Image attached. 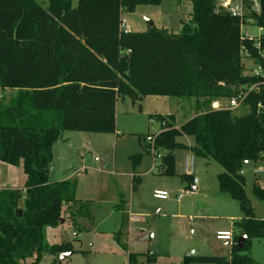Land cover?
Masks as SVG:
<instances>
[{
	"label": "trees",
	"instance_id": "obj_1",
	"mask_svg": "<svg viewBox=\"0 0 264 264\" xmlns=\"http://www.w3.org/2000/svg\"><path fill=\"white\" fill-rule=\"evenodd\" d=\"M73 1L48 0L44 7L39 0H0V89L16 91L10 103L0 101V159L22 164L27 177L23 189H0V264H42L45 252L57 258L74 253L71 241L45 240L47 226L57 227L65 216L74 219L73 206L83 203L76 179L51 180L53 147L65 131L116 133L118 102L147 96L193 103V117L180 127L175 115H152L159 130L138 135L151 156L147 137L154 136L159 174H176L175 152L189 148L179 139L193 137L190 150L221 165L220 193L237 200L243 213L234 222L229 256L187 254L182 264H260L252 241L264 242V219L256 217L241 172L247 161L264 159V38L259 47L243 39L242 18L217 10V0H191L179 34L155 25L146 32L121 31L123 9L134 12L141 3L156 6L162 0H78L76 6ZM259 1L261 12L248 3L243 21L253 18L264 29V0ZM246 61L255 67L250 74ZM258 65L261 76L254 74ZM255 84L244 102L247 114L212 108L214 101L226 104ZM143 156H130L134 167ZM190 177L182 176L188 186ZM261 183L254 180L253 193L264 202ZM155 260L128 256V264Z\"/></svg>",
	"mask_w": 264,
	"mask_h": 264
},
{
	"label": "rangeland",
	"instance_id": "obj_2",
	"mask_svg": "<svg viewBox=\"0 0 264 264\" xmlns=\"http://www.w3.org/2000/svg\"><path fill=\"white\" fill-rule=\"evenodd\" d=\"M44 7L48 0H39ZM74 6L78 0L73 1ZM191 0H162L160 5L139 4L134 12L124 11L132 32H146L149 21L159 29L179 34L182 20L192 12ZM245 29L258 34L254 26ZM246 74L255 67L246 61ZM16 91L0 89V101L10 103ZM142 106V109H141ZM193 103L175 97L147 96L134 102L131 98L119 101L117 130L119 135L65 131L62 133L55 158L50 165V178L61 181L77 170L86 160L88 168L78 174L77 197L82 204L73 206L74 219L62 218L57 227L45 228L49 245L71 241L74 253L65 259L45 252L42 264H128L129 253L140 254V261L156 254L151 264H181L186 254L229 256L226 241L218 239L219 230H232L231 220H237L242 210L237 200L220 193L218 174L221 165L204 158H195V174L200 183L195 192L183 181L185 157L190 151L176 152V174H159L161 159L143 152L138 135L156 132L160 125L152 115H175L176 125H182L193 115ZM249 112L247 106L236 109L238 116ZM67 138H69L67 140ZM194 144V138L179 139ZM71 147V148H70ZM54 153V152H53ZM143 153V161L136 172L142 184L133 190V164L130 156ZM85 156V159H84ZM96 158L99 159L96 160ZM112 165L114 172L104 168ZM110 165V166H111ZM264 168V159L245 166L247 196L255 208L256 216L264 218V202L253 193L255 179L263 176L253 173L254 167ZM23 165H12L0 159V189H23L26 183ZM157 190L166 191L169 198L154 196ZM186 191H189L187 193ZM217 191V192H216ZM184 193L183 198L177 196ZM124 194L126 202H122ZM69 205L63 206L64 212ZM136 216L131 220V216ZM192 220V221H191ZM255 260L264 264V242L252 241ZM30 264V260L26 263Z\"/></svg>",
	"mask_w": 264,
	"mask_h": 264
},
{
	"label": "built area",
	"instance_id": "obj_3",
	"mask_svg": "<svg viewBox=\"0 0 264 264\" xmlns=\"http://www.w3.org/2000/svg\"><path fill=\"white\" fill-rule=\"evenodd\" d=\"M251 4L250 9L256 13L261 12V5L259 0H217V10L224 9L229 11L234 16H239L242 18V37L243 39H248L255 41V46L259 47V40L264 38V29L256 24L255 19L248 18L246 21H243L245 14L247 13V4ZM124 12V9H123ZM254 26L258 29L259 33L254 34L251 33L249 30L245 29L246 27ZM121 31L124 33H130L131 30L129 28L127 20L122 16L121 24H120ZM263 72V69L261 66H256V69L254 70V74L256 76H261ZM257 84L248 86L245 89L241 90V92L231 98L226 104H224L221 101H214L212 103L213 109H231L236 110L240 108L242 105H244L245 99L249 95V93L256 89ZM147 141L151 143L152 147V153L155 155L154 157L161 159V154L156 152V149L154 147V136H148ZM250 165V164H249ZM186 171L189 175L194 174V157H188L186 161ZM242 174H245V170L241 172ZM253 173L258 176H263L264 179V168L261 167H254ZM193 183H198V178L193 177ZM261 188L264 190V180L261 183ZM189 193V191H186ZM154 196L159 199H167L169 197L168 193L165 191H156ZM184 196V194H181L178 199H181ZM136 216H131V220L135 219ZM218 239L224 240V241H232L233 240V233L230 231L226 232H219L217 235Z\"/></svg>",
	"mask_w": 264,
	"mask_h": 264
},
{
	"label": "crops",
	"instance_id": "obj_4",
	"mask_svg": "<svg viewBox=\"0 0 264 264\" xmlns=\"http://www.w3.org/2000/svg\"><path fill=\"white\" fill-rule=\"evenodd\" d=\"M148 29H150V27L148 28ZM157 97H159V96H157ZM120 101H124V100H120ZM118 109H119V102H118V105H117V119H118ZM191 117H193V115L191 116ZM117 123H118V121H117ZM181 125H179V126H177L176 125V127H180ZM160 128V127H159ZM159 130V129H158ZM157 130V131H158ZM156 131V132H157ZM116 134L117 135H119V131L117 130V128H116ZM69 138H67V140H68ZM180 139H183V137L182 138H180ZM59 141H60V139L56 142V144L54 145V147H53V152H54V158H55V153H56V148L58 147V144H59ZM180 141V140H179ZM180 142H182V143H184L183 141H180ZM184 144H186L189 148L188 149H183V150H186V151H190V154L194 157V154H193V152H192V150H190V147H192L194 144H187V143H184ZM71 148V147H70ZM178 151V150H177ZM176 151V152H177ZM176 152H175V156H176ZM148 155V154H147ZM150 156V155H149ZM192 156H190L189 154H187L186 155V157H185V161H184V164H185V175H189L188 173H187V171H186V161H187V158L188 157H192ZM84 159H85V156H84ZM54 160V159H53ZM96 160H98L99 161V159L98 158H96ZM142 161H143V159H142ZM142 161H141V163H142ZM141 163L139 164V165H137L136 167H134V165H133V174H131L132 175V177H133V190L134 191H138L139 190V188H140V186H141V184H142V180H141V175L138 173V172H136V169H137V167H139L140 165H141ZM133 164V163H132ZM111 165V164H110ZM106 166L104 169L106 170V171H108V172H114L112 169V165L111 166ZM88 168V166H87V164H86V160H84L83 162H82V164H81V166L77 169V170H75V171H73V172H71L69 175H67L64 179H62L61 181H64V180H68V179H76L77 180V185H78V174L80 173V171H83V170H86ZM189 176H191L190 178H191V184L188 186H186L187 188H192L194 191H195V187H197V186H195V185H198L199 183H200V179H199V177H197L196 176V174H195V158H194V174L193 175H189ZM193 177H197L198 178V183L197 184H194L193 183ZM52 181H54L55 182V180H53V179H51ZM136 184V185H135ZM77 190H78V187H77ZM199 190V188L197 187V191ZM157 191H161V190H157ZM197 191H195V192H197ZM166 192V191H165ZM217 192V191H216ZM182 194H184V193H182ZM169 195V194H168ZM181 195V194H180ZM179 195V196H180ZM179 196H177V197H179ZM121 197H122V202L123 203H125L126 202V199H125V196H124V194H121ZM78 198V197H77ZM169 198V197H168ZM167 198V199H168ZM183 198V197H182ZM79 199V198H78ZM162 200H166V199H162ZM242 216H243V214L241 215V216H239L238 217V219H241L242 218ZM256 217H258V218H260V219H264V218H262V217H259V216H256ZM237 219V220H238ZM192 221V220H191ZM236 220L235 219H232L231 220V227H232V230H219L218 231V233L219 232H226V231H230V232H232L233 233V236H234V222H235ZM218 233H217V235H218ZM227 243H226V245L229 247V250H230V252H229V255L231 254V252H232V250H231V243H232V241H226ZM187 255V254H186ZM150 256H156V258H157V255L156 254H152V255H150ZM69 257V256H68ZM67 258V257H66ZM142 263H144V262H142ZM181 264H182V262H181Z\"/></svg>",
	"mask_w": 264,
	"mask_h": 264
},
{
	"label": "water",
	"instance_id": "obj_5",
	"mask_svg": "<svg viewBox=\"0 0 264 264\" xmlns=\"http://www.w3.org/2000/svg\"><path fill=\"white\" fill-rule=\"evenodd\" d=\"M149 26H150V27H153V26H154V23L151 22V21H149ZM249 164H250V162L247 161L246 166L249 165ZM195 191H197V187H195ZM21 214H22V213L20 212V215H21ZM61 222H63V220H61ZM246 238H247L246 236H243V237H241V238L239 239V241L237 242V247H238V248H241V247L243 246L244 241L246 240ZM71 254H72V252H66V253H63V254L60 255V259H65L66 257L70 256Z\"/></svg>",
	"mask_w": 264,
	"mask_h": 264
}]
</instances>
